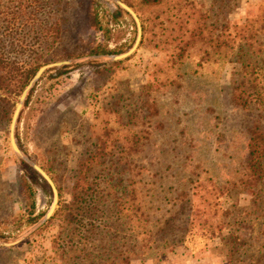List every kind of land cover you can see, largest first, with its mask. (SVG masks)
<instances>
[{
  "label": "rangeland",
  "instance_id": "1",
  "mask_svg": "<svg viewBox=\"0 0 264 264\" xmlns=\"http://www.w3.org/2000/svg\"><path fill=\"white\" fill-rule=\"evenodd\" d=\"M27 4L36 8L26 21L56 31L46 35L50 48L40 51L38 71L63 65L48 69L24 102L16 141L30 163L12 147V121L0 120V264H63L64 239L73 236L69 205L90 184L136 203L142 183L163 185L161 198L182 184L192 190L185 242L159 260L132 264H227L237 237L248 243L242 248L260 243L264 183L245 191L241 180L251 131L264 117L234 101L238 65L225 55L234 59L248 24L264 18V0ZM122 5L137 15L142 40L116 60L134 48L139 31ZM33 165L58 191L48 220L54 192ZM118 182L120 192L111 190ZM167 205H159V217Z\"/></svg>",
  "mask_w": 264,
  "mask_h": 264
},
{
  "label": "trees",
  "instance_id": "2",
  "mask_svg": "<svg viewBox=\"0 0 264 264\" xmlns=\"http://www.w3.org/2000/svg\"><path fill=\"white\" fill-rule=\"evenodd\" d=\"M29 1L5 0L0 9L4 17L0 23V120L7 124L38 71L40 51L50 48L46 35L56 33L52 28H44L42 23L24 19L33 13L28 10L36 8L29 9ZM225 46L230 45L225 42ZM234 48V59L232 54L225 55L238 65L233 80L234 101L245 111L257 108L255 112L261 119L264 117V18L252 20L248 33L241 36ZM254 127L249 140L251 152L241 180L245 191L255 190L264 183V126ZM121 185L122 182L112 183L111 190L120 192L124 187ZM89 187L77 192L69 205L72 210L69 229L73 236L64 239L61 257H69L63 264H132L134 259L146 257L159 260L168 249L185 242L190 231L188 212L192 211L194 202L193 192L186 185L182 184L177 194L171 191L169 199L159 197L163 185L142 183L143 197L139 203L110 198L107 186L101 190L93 184ZM165 202L169 210L159 217L158 207ZM231 236L235 235L231 233ZM234 242L236 246L230 248L227 264H264V237L253 247L242 248L248 243L240 236Z\"/></svg>",
  "mask_w": 264,
  "mask_h": 264
},
{
  "label": "water",
  "instance_id": "3",
  "mask_svg": "<svg viewBox=\"0 0 264 264\" xmlns=\"http://www.w3.org/2000/svg\"><path fill=\"white\" fill-rule=\"evenodd\" d=\"M122 7L127 10L136 20L137 24H138V38H137V41H136V44L134 46V48L127 54H124V55H121V56H118V57H114L116 60H122V59H125L127 57H129L131 54H133L135 52V50L138 48V46L140 45L141 43V40H142V28H141V24H140V21L137 17V15L129 8L127 7L126 5H122ZM63 64H57V65H51V66H44L42 67L35 75V77L32 79V81L30 82V84L28 85V87L26 88L23 96H22V99L20 101V103L18 104L16 110H15V113H14V116H13V119H12V124H11V143H12V147L14 149V151L20 156L22 157L26 162H29L30 161L25 158V156L23 155V153L19 150V147H18V144H17V141H16V129H17V125H18V121H19V118H20V115H21V112H22V109H23V105H24V102L26 100V97L28 95V93L33 89V87L37 84V82L40 80V78L42 77V75L50 68H53V67H56V66H62ZM33 167L36 169L37 172H39L43 178L50 184V186L52 187L53 189V192H54V196H55V201H54V205L51 209V211L49 212V214L47 215L46 219L48 220L52 214L54 213L57 205H58V191L53 183V181L49 178V176L38 166L36 165H33Z\"/></svg>",
  "mask_w": 264,
  "mask_h": 264
}]
</instances>
